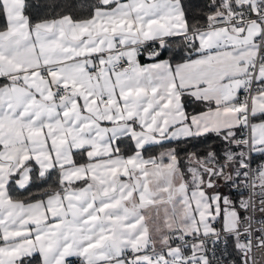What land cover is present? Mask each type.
Wrapping results in <instances>:
<instances>
[{
  "label": "snow or ice",
  "instance_id": "1",
  "mask_svg": "<svg viewBox=\"0 0 264 264\" xmlns=\"http://www.w3.org/2000/svg\"><path fill=\"white\" fill-rule=\"evenodd\" d=\"M264 0H0V264H254Z\"/></svg>",
  "mask_w": 264,
  "mask_h": 264
},
{
  "label": "built area",
  "instance_id": "2",
  "mask_svg": "<svg viewBox=\"0 0 264 264\" xmlns=\"http://www.w3.org/2000/svg\"><path fill=\"white\" fill-rule=\"evenodd\" d=\"M254 264H264V249H257L253 253ZM78 264V262H75Z\"/></svg>",
  "mask_w": 264,
  "mask_h": 264
}]
</instances>
